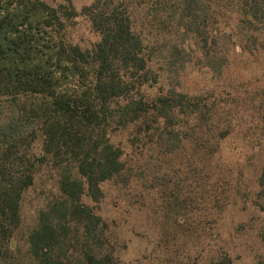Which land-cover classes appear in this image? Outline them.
I'll return each instance as SVG.
<instances>
[{"label":"trees","instance_id":"obj_1","mask_svg":"<svg viewBox=\"0 0 264 264\" xmlns=\"http://www.w3.org/2000/svg\"><path fill=\"white\" fill-rule=\"evenodd\" d=\"M202 1L228 6L208 36L200 32ZM223 1L182 0L181 38L168 50L145 46L132 16L113 4L87 8L99 40L83 49L66 33L73 10L0 0V110L7 112L0 117V264H17L9 253L21 200L41 165L54 170L58 194L28 232V264H116L109 224L90 203L103 198L105 183L148 181L132 173L144 155L153 165L147 175L160 174L153 180L164 205L185 212L215 199L209 141L228 135L230 111L203 102L196 75L205 58L210 76L222 79L229 41L238 37L242 52L257 51L264 30V0ZM185 39L201 41L200 53ZM189 170L194 195L183 175Z\"/></svg>","mask_w":264,"mask_h":264},{"label":"rangeland","instance_id":"obj_2","mask_svg":"<svg viewBox=\"0 0 264 264\" xmlns=\"http://www.w3.org/2000/svg\"><path fill=\"white\" fill-rule=\"evenodd\" d=\"M43 1L62 11L75 12L66 20L70 42L89 49L99 40L87 9L97 0ZM98 1L129 13L133 27L145 38V46L170 50L181 38L176 19L182 0ZM205 1L210 4L213 0ZM202 5L199 9H206L199 12L205 19L200 32L208 36L218 28L217 13L229 16L228 6L222 3L218 9L212 4L206 7L204 1ZM262 36L257 51L254 47L242 52L238 37L232 39L233 45L229 41L225 54L230 61L223 60L229 68L222 79L210 76L205 58H201L196 75L203 102L230 111L228 135L217 145L209 141L207 172L209 184L216 183L211 189L215 199L197 201L185 212L164 205L158 193L160 186L153 180L160 174L150 171L147 175L153 165H148V155H144L140 157L143 163L139 161L132 173H143L148 181L136 178L130 185L105 183L103 198L90 203L109 224L105 234L112 233L116 264H264V133L260 130L264 124V30ZM183 42L186 48L200 53L201 41ZM5 114L3 107L0 117L3 119ZM219 122L226 126L222 120ZM133 160H139V156ZM184 174L189 176L186 183L194 195V172ZM55 177L53 169L41 165L22 197L21 222L9 253L17 264H28L27 235L36 225L39 212L58 194Z\"/></svg>","mask_w":264,"mask_h":264}]
</instances>
